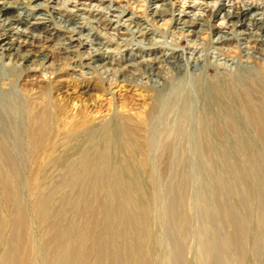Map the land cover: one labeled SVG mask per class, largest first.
<instances>
[{
	"label": "rangeland",
	"instance_id": "obj_1",
	"mask_svg": "<svg viewBox=\"0 0 264 264\" xmlns=\"http://www.w3.org/2000/svg\"><path fill=\"white\" fill-rule=\"evenodd\" d=\"M6 1L28 10H33V4L56 8L52 12L55 27L50 24L44 32L31 31L35 35L61 33L60 20H69L68 28L80 30L73 40L97 29L98 38L111 43L102 47L104 59L92 66L109 62L117 68L115 62L133 53L141 55L138 60L149 59L158 55L152 49L173 48L183 53L184 60L193 49L197 56H205L198 67L205 65L201 69L206 78L214 74L206 64L218 66L217 71L230 78L264 67V59L255 65L247 58L252 51L244 40L238 39L240 55L233 47L235 40L224 46L226 53L215 43L221 33L233 37V32L247 31L248 22L234 25L225 13L240 9L259 17L264 14V0H35L31 6L27 0H0V5ZM17 13L7 8L0 19ZM10 21L6 27L26 26ZM28 41L22 52L40 55L50 54L51 48L55 51L59 40L54 35L49 43ZM70 46L76 49V42ZM88 48L84 45L79 50ZM51 55L45 64L49 68L66 69L76 59L75 52ZM13 63L21 61L0 59V77L6 76L0 84V102L16 121L11 128L0 122V264H142L144 241L154 245L149 264H264V135L257 137L246 127L248 134L231 132L221 138L220 148L214 147L213 138L205 133L202 106L196 102L181 119L176 107L158 126L143 124L145 132L139 140L147 149L132 157L138 176L150 184L146 192L153 193L154 201L148 207L149 225L142 237V220L135 206H127L120 215L118 197L111 198L99 183L102 170L84 172L88 151L70 150L76 145V134L71 132L78 121L97 123L113 110L138 120L150 102L145 92L122 82L105 92L93 86L85 90L78 71L72 70L56 74L40 68L25 70L16 79ZM36 64L32 59L22 66ZM198 72L187 66L174 76L187 82L194 100L192 86ZM31 109L43 114L53 111L56 119L46 125L50 133L29 131ZM168 141H172L171 149L165 151L162 147ZM140 159L144 164H139ZM106 213L111 214L110 221ZM124 218L132 222L129 229Z\"/></svg>",
	"mask_w": 264,
	"mask_h": 264
},
{
	"label": "bare ground",
	"instance_id": "obj_2",
	"mask_svg": "<svg viewBox=\"0 0 264 264\" xmlns=\"http://www.w3.org/2000/svg\"><path fill=\"white\" fill-rule=\"evenodd\" d=\"M33 1L35 0H27L26 3L29 4ZM29 5L31 6V4ZM40 5L33 4V10L19 6L18 2L15 1H6L0 5V17L4 15L7 8L12 7L18 10L17 15L0 19V59L6 57L9 59L10 57L19 58L21 61L20 64L13 63L11 65L12 68H17L16 79L21 77L25 70L35 71L40 68V70L52 74H56L57 72L62 73L64 70H72L78 71L80 77L79 83L85 90L93 86L96 90L105 92L113 85L115 86L117 83L122 82L124 86L139 89L143 93L145 92V98L150 101L143 116L137 117L139 121H134L131 117L113 110L109 117L97 123L90 124L88 122L78 121L76 131L71 132L72 134H76L77 141L76 145L72 146L70 152H77L80 149L88 151L89 155L83 162V170L87 174L97 169L102 170L103 175L101 180L99 179V183H102L107 188L111 198L118 197L117 200L119 202L117 203L116 209L120 215L124 214L127 206H135L142 220L139 224V234L142 237L147 233L149 225L147 217L148 207L150 208L151 203L154 201L153 193L148 194L146 192L150 184L148 185V182L143 183L140 179L136 172L137 163L132 157L133 154L143 155L145 149H147L139 140V136L145 132L143 124L158 126L161 121L169 119V116L174 112V108L176 107L179 109L178 119H181L187 107L196 102L199 106L200 104L202 106V121L206 123L205 133L213 138L212 145L214 147L220 148L222 146L221 138L229 136L231 132L247 133L246 127H251V130L257 134V137L258 135H264L263 66L256 73H242L234 78H230L222 76L217 71L218 66L206 64V66H209L214 71L212 78H206L202 74L201 69L205 65L198 67L199 63L205 59V56L204 58L203 56H197V52H194L193 49L192 56H187L184 60L183 53H179V51L173 48H170V51H162L158 48L152 49L151 52L158 53V55L149 59L138 60L141 55L139 54L138 56V53H133L129 57H124L120 62H115L113 65L117 68L111 67V63L109 62L92 66V63L104 59L102 47L111 42L110 40L101 41L99 39L100 34H98L95 28H92L93 32L87 33L85 38L81 36L73 40L72 35L74 33L80 34L81 32L80 30L76 31L73 28H68L67 26L70 24L69 20L59 21L63 23L61 25L63 29L60 30L61 33L54 34L55 38L59 40L54 45L55 51H52L51 48V50L48 49L51 52L50 54L41 52L40 55L31 52V50L29 52H22V49L26 45H30L28 39L42 40L45 43L54 40V35L41 36L40 34L35 35L31 32L36 29L44 32L49 28L50 24L53 27L56 25V20L52 16V12L56 8L43 9V7L40 8ZM35 9L36 11H34ZM256 15L240 9L232 13H225V17L233 18L234 25L248 22L246 24L247 31L241 33L233 32V37H227L222 33L219 34L215 39V43L219 45L217 49L222 53H226L227 49L225 50L224 46H230L235 40L233 47L236 48L237 55H240L242 48L238 43V39H241L247 43V46H245L246 49L252 51L247 57L251 62L254 61L256 65L259 58L264 59V14H261L259 17H256ZM10 20L26 26L22 29L6 27V22L10 24ZM242 33H244V36H240ZM144 34L142 33L141 35L146 38ZM88 35L93 36V38H90ZM62 38H67L69 42L62 41ZM73 41L76 42V49L74 50L70 49ZM84 45L89 46V50L87 49V51L81 52L79 48ZM93 46L97 47L93 48ZM137 49V52H139L140 49ZM74 52L76 59L66 69L56 66H52L51 68L45 66L47 58L52 57L51 54H69ZM109 52L112 51L105 50L104 53ZM253 52L259 57L252 54ZM32 59L33 61L37 60L39 64L31 68L22 66L24 62L32 61ZM187 66H190V68L193 67L195 72L199 71L194 80L195 84L192 86L194 88L193 91L197 95L195 100L191 98V94L189 93L191 92V88L186 84L187 82H182V80L178 79L179 77L177 78L178 80L174 78L175 75L185 70ZM110 75L112 77H109ZM5 78L6 76L0 77V84ZM104 84H107V87H104ZM35 101L32 99V103H35ZM3 106V103L0 102V122L5 127L11 128V125H14L16 122L14 120L15 117L10 110H6ZM52 112L43 114L40 111L35 112L31 109L28 113L29 117L27 120V123L31 126L29 131L35 135L50 133L46 125L56 119V116H53ZM248 131H250V128ZM8 132H11V130H8ZM172 132L174 131L171 130ZM170 143L168 141L162 148L165 151H169L172 145ZM140 162L144 164L145 161L144 159H140L139 164ZM147 187L148 189H146ZM105 216L108 221L111 220L110 213H106ZM123 222L129 229L132 223L131 220L124 218ZM143 245L140 253L141 257H143L142 264H149L151 261L150 254L154 251V245L153 242L145 243V241Z\"/></svg>",
	"mask_w": 264,
	"mask_h": 264
}]
</instances>
